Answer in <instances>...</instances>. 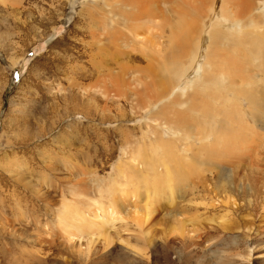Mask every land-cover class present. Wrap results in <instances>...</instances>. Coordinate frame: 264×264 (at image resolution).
<instances>
[{
  "label": "rangeland",
  "instance_id": "374dc122",
  "mask_svg": "<svg viewBox=\"0 0 264 264\" xmlns=\"http://www.w3.org/2000/svg\"><path fill=\"white\" fill-rule=\"evenodd\" d=\"M174 2L139 0L137 7L147 11L151 3L153 12L161 15L165 11L168 19L174 21ZM86 7L91 12L87 16ZM108 9L117 15L108 14ZM139 10L126 8L118 0H0V172L5 175L0 180V226H13L15 234L26 232L17 239L0 231V258L5 256L11 261L13 256L19 257L20 249L21 259L26 252L30 254L25 264H264V198L236 189L237 186L227 187V199H223L228 202L214 196L218 190L204 196L191 172L187 179L194 184L193 188L175 182L174 197L166 191L169 184L164 180L162 161L158 159L161 150L157 148V138L164 126L161 121L157 124L158 120L154 123L145 119L157 110L151 109V88L147 91L143 84V80L149 79L144 78L142 69L149 62L141 51H132V58L126 56L129 48L125 45L131 41V32L126 28L125 13L136 15ZM165 31L168 33V28ZM116 34L118 49L109 41ZM100 46H106L107 52L117 51L122 58L113 55L98 61ZM98 62L106 67L101 64L104 67L98 68ZM115 62L137 69L133 76L130 74L131 85L124 87L130 88L128 93L142 90L131 96L141 99L135 108L125 96L113 93L115 87L109 74L116 71ZM156 64L155 68L160 70L161 64ZM28 86L34 90L29 102L23 105ZM109 94L113 95L112 101ZM88 98L92 101L87 103ZM144 106L149 108L142 110ZM40 118H47V134L33 142L41 131ZM27 139L32 142L25 146L27 154L22 156L19 147L24 143L20 142ZM12 152L19 153V163L26 164L27 177L35 171L28 179L36 184L35 191L40 190L48 200L20 183L12 192L14 180L3 170ZM40 152L45 153L42 159ZM133 154L145 156L143 160L149 162L153 171L143 167L140 175L129 168ZM251 158L255 157L252 155L246 161ZM44 164L50 168L46 169ZM241 166H231L232 180L237 175L261 177L259 170L249 174ZM28 170L31 171L27 173ZM74 191L80 193L78 198ZM247 195L252 204H248ZM120 198L119 206L114 204ZM77 203L86 224L80 239V232L69 231L56 221L63 205L73 208L72 204ZM120 203L130 210L123 213ZM100 208L118 209L121 215H116L118 219L108 218L104 229L98 232L100 220L104 222L98 217L103 211ZM176 214L179 216L172 218ZM73 233L77 234L75 238H67ZM108 235L111 243L105 245L103 239ZM87 239L92 241L89 251L78 252L87 250ZM1 260L4 259H0V264H4Z\"/></svg>",
  "mask_w": 264,
  "mask_h": 264
},
{
  "label": "bare ground",
  "instance_id": "6f19581e",
  "mask_svg": "<svg viewBox=\"0 0 264 264\" xmlns=\"http://www.w3.org/2000/svg\"><path fill=\"white\" fill-rule=\"evenodd\" d=\"M176 1L174 2L175 5L172 6L171 13L175 18L172 21L168 19L165 11L161 15L153 12V4L151 5V3V6L149 5L146 8L147 11H142L137 7L139 0H118L126 8H132L133 10L136 7L139 10L136 15L125 13L126 28L131 32V41L130 43L128 41V44L125 45L126 48H129V51L126 50L128 53L125 52L127 54L125 55H129L132 58V51H141V55L149 62L146 63L147 65L144 67V70L142 69V71H145L143 72L144 78L149 79L146 80L147 82L143 80V84L144 86L146 85L145 89L147 91L151 88L152 95H150L151 98H154L151 109L157 110L152 111L153 113L145 119L155 121L154 123L158 120L157 124L161 121L164 126L161 129L162 133H159V137L157 138V148L161 150V155L158 159L162 161L161 165L163 168L161 169H163L164 180L166 184L170 185L166 186V191L172 194L176 188L175 182L186 183V185L183 184L184 187L187 186L189 188L191 186L193 188L194 184L190 183L187 179L190 176L189 172H191V175L195 176L196 182L199 184V190L204 196L218 190L214 193V196L225 200L223 198L227 199V187L237 186L236 189H244L246 190L245 192L255 193L262 199L264 198V0H178V3ZM108 2L111 3V1ZM110 3H108V6ZM143 6L146 7L145 5ZM86 8L84 12L87 13H85L87 16L91 12ZM107 12L108 14H113L112 10L108 9ZM91 18L93 19V17ZM158 18L160 19L158 20ZM135 20L142 21H136L135 24H132L131 22ZM110 21L112 23L113 17ZM103 24L105 25V23ZM165 28H168V33L165 31ZM159 29V33L154 32V30ZM162 32H165V35ZM145 33H147L146 36H144ZM117 37V34L116 36H110L111 39L109 41L113 47L118 49L117 40L119 38ZM107 51L108 48L106 46L98 50L101 54L100 57L98 56V61H101L102 57L107 58V56L113 55L122 58L117 51ZM107 62L109 63V61ZM157 62L161 64L160 70L155 68ZM116 63V71L108 73L111 76L110 78L113 79V87H115L113 93L125 96L128 100L127 102L132 105L131 107L135 108L134 106L139 104L138 101L141 99H131V96L140 94L142 90L139 89L136 93L135 90H131L130 94L128 93L130 88L126 90L124 87L125 85H131L129 79L133 76L132 74L136 68L131 69L128 64ZM101 64L104 63H97L98 68L99 66L101 68L104 67ZM140 84H142L141 81ZM27 88L28 90L24 94L25 102L21 101L23 105L29 102L28 100L30 99L28 97L34 90L33 86H28ZM112 96L109 94L111 101ZM64 98L67 99L68 97ZM90 99H87V103L92 101ZM146 109L144 106L142 110ZM22 112L24 113V111ZM46 120L47 118L39 119L41 131L33 137V142L39 139L42 140L47 134L45 130ZM24 121L29 122L27 119ZM147 122L146 120V124ZM149 140L151 141V138ZM31 142L28 139L27 141L23 140L20 142L24 143V146L19 147L22 150L20 152L22 156L27 154L25 146L30 145ZM12 146L14 147V145ZM138 153L140 154L139 156H142V153ZM43 154L45 153H39L41 159L43 158ZM48 155L53 160L55 159L50 153ZM135 155L130 158L128 163L129 168L134 170V172L142 175L143 167L152 168L148 164L149 162L147 163L146 160H143L145 156L135 157ZM252 155L255 158L246 161ZM19 157V153L12 152L11 158H6L3 168L4 173H7L14 180V183H12L14 191L12 192H15L17 189V183L22 184L29 191L36 192V184L28 179L32 177L35 171L32 168L33 172L27 177L25 172L26 164L24 165L23 161L19 163ZM2 162H0V165H2ZM233 165H242L240 168L246 169L249 174H251V170H259L261 177L248 178L249 176L243 177L237 175L236 179L232 180L233 171L231 166ZM197 167L200 168L196 171ZM45 168L49 169L50 166L47 164ZM31 170H28L27 173ZM3 177L5 175L3 172H0V180ZM211 184L213 187H210ZM121 192L123 191L121 190ZM183 192L185 191L183 190ZM36 193L37 195H41V198L45 201L48 200L47 195L41 193L40 190ZM146 193H148L147 190ZM74 194L78 198L80 193L75 192ZM247 196L248 204H252V198L250 195ZM15 197L17 198L18 196L15 194ZM145 199H148L147 194H145ZM115 200L117 202H114V204L118 205L121 198ZM72 207L69 208L67 205H63L60 214L56 216V221L58 225L69 231L72 229L80 232L77 237V239H80V234L86 231H83L86 227L83 221L84 213H81L79 203L76 205L72 204ZM15 208L16 210L20 209L18 200L15 202ZM120 208L123 213L125 210H130L123 203H120ZM143 208H146V206ZM117 211L118 209L114 211V208H107L106 211H101L104 213H98V217L104 220V222L100 220L102 224L99 225L98 232L104 229L103 224L108 221V218L118 219L116 218V215L119 214ZM18 214H20L18 217L21 218L22 214ZM145 215L147 216L148 213ZM144 216H141L143 222ZM177 216L179 215L176 214L172 218H177ZM93 217H97V215L94 214ZM122 219L124 220V218ZM3 225L5 224L2 223L0 231L9 233L11 237L15 236L18 239L22 234L26 233L23 231L22 234H15L16 231L13 230V226L9 229L8 225L4 227ZM88 227L90 228V226ZM102 233L104 234L105 232ZM109 235L103 239L106 243L105 245L111 243ZM76 236L77 234L73 233V235H69L67 238L72 240ZM86 241L85 249L87 250L81 251L78 249V252L89 251L92 241L90 239ZM18 251L19 257L13 256L11 261H7L6 257L3 256L1 258L4 261H1L4 264H25L26 260L30 258V254L26 252L27 259L23 255L21 259L20 254L22 251L20 249ZM30 253L33 254L32 252Z\"/></svg>",
  "mask_w": 264,
  "mask_h": 264
}]
</instances>
